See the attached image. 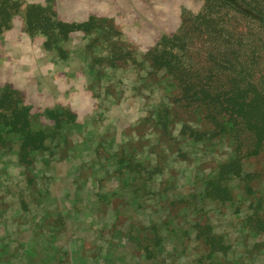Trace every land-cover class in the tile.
<instances>
[{"label":"rangeland","instance_id":"rangeland-1","mask_svg":"<svg viewBox=\"0 0 264 264\" xmlns=\"http://www.w3.org/2000/svg\"><path fill=\"white\" fill-rule=\"evenodd\" d=\"M207 1L0 0V100L44 139L0 120V264H264V122Z\"/></svg>","mask_w":264,"mask_h":264},{"label":"trees","instance_id":"trees-1","mask_svg":"<svg viewBox=\"0 0 264 264\" xmlns=\"http://www.w3.org/2000/svg\"><path fill=\"white\" fill-rule=\"evenodd\" d=\"M247 7L251 8L258 14V18H252L253 22L259 25V28L264 32V0H240ZM211 3V5L216 8L215 12L210 11V8H207V4L204 9H207L208 13L205 12L200 14L193 21V28L202 35H207L209 39L215 41L219 46V49L224 47V53L220 55L223 59L224 64L239 63L241 66H248L250 68V77L249 79L254 78V86L250 83L243 88L242 94L250 96V100L247 103L248 107L252 110H256L260 116L255 117L250 120L262 119L264 122V72H259V60L264 62V53H256L257 57L247 58L240 57L239 53L242 52L241 49L235 50L234 47L237 44V41H243L244 36L242 37L236 34L235 30L241 28L245 32L246 39L254 37L255 32L251 29V26H242L239 24L238 17H248L247 15L235 11L233 8L228 7L227 5L219 2L218 0H209L206 2ZM230 13V14H229ZM240 14L241 16L237 15ZM187 21L183 28V32L187 30ZM259 41H264V37ZM229 51V53H227ZM243 54V53H242ZM240 92V89H238ZM235 101L237 96L235 95ZM7 98L2 97L0 100V120H3V128H7V134L11 133H21L24 137L22 151L32 143L34 145L42 146L43 138L41 134H32L28 132L29 121L23 112L22 109L18 107H12L11 102L7 104ZM245 104V103H244ZM244 104L237 103L233 105V110L238 108L239 110L244 107ZM264 140V132L259 134V141ZM25 161V160H24Z\"/></svg>","mask_w":264,"mask_h":264}]
</instances>
